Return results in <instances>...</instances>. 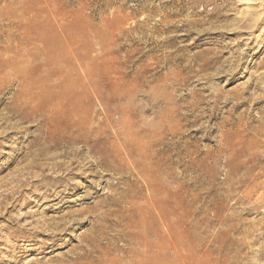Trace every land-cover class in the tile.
<instances>
[{
    "label": "rangeland",
    "instance_id": "obj_1",
    "mask_svg": "<svg viewBox=\"0 0 264 264\" xmlns=\"http://www.w3.org/2000/svg\"><path fill=\"white\" fill-rule=\"evenodd\" d=\"M1 77L0 264H264V0H0Z\"/></svg>",
    "mask_w": 264,
    "mask_h": 264
},
{
    "label": "bare ground",
    "instance_id": "obj_2",
    "mask_svg": "<svg viewBox=\"0 0 264 264\" xmlns=\"http://www.w3.org/2000/svg\"><path fill=\"white\" fill-rule=\"evenodd\" d=\"M1 71L3 72V70ZM13 74L15 76H18V74L15 71H13ZM21 74L22 76L27 75L25 72H21ZM1 80L3 84L2 83L0 84L6 85L7 84L6 81H8L9 79H6L5 77H1ZM5 88L9 89L8 86H6ZM12 93L14 92H11L10 96L13 97ZM7 104H9L10 107L11 106L14 107V109L17 108L16 104H12L10 102H7ZM23 105L27 106L28 104L23 103ZM146 229L147 228L145 227L144 230L147 231ZM150 234L152 235V233L148 231L146 233L139 232L138 233V236L140 237L139 241L142 244L140 242H137L135 244V248L133 249L132 254H129L125 250H122L120 257L118 258L117 257L112 258L111 256L108 255L110 254L108 250L111 245H108L109 244L108 242L105 243L103 242L105 237L102 238L97 237L95 240L88 241V245L84 246L83 249L79 251V253H76L75 257L71 259V262H74V264H188V257L190 256H187V243L185 237H181L178 239L174 235L166 233L163 235V244H155L152 241L148 242V239L151 237ZM167 240L169 242V245L165 244Z\"/></svg>",
    "mask_w": 264,
    "mask_h": 264
}]
</instances>
